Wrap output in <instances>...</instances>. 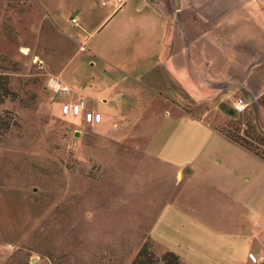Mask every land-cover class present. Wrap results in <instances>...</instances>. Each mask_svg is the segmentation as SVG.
Masks as SVG:
<instances>
[{
  "label": "rangeland",
  "instance_id": "obj_1",
  "mask_svg": "<svg viewBox=\"0 0 264 264\" xmlns=\"http://www.w3.org/2000/svg\"><path fill=\"white\" fill-rule=\"evenodd\" d=\"M99 1L86 10L111 8ZM75 2L0 0V65L18 98L0 104L16 121L0 142V264H130L144 240L187 264H261L264 161L217 131L264 155L247 135H264V107L227 114L213 100L189 104L194 118L162 115L153 72L146 91L89 49L115 45L104 35L116 17L91 35L89 18L77 33ZM43 12L37 36H16V24ZM51 76L82 92L101 121L62 114L71 97H54Z\"/></svg>",
  "mask_w": 264,
  "mask_h": 264
},
{
  "label": "crops",
  "instance_id": "obj_2",
  "mask_svg": "<svg viewBox=\"0 0 264 264\" xmlns=\"http://www.w3.org/2000/svg\"><path fill=\"white\" fill-rule=\"evenodd\" d=\"M92 2H75L77 33L86 30L89 18L98 19L91 35L116 17L104 35L116 40L115 45L102 50L93 44L89 49L112 69L143 79L146 91L151 84L146 77L153 72L161 89L162 115L192 117L189 104L216 100L217 105H231L236 97L257 101L264 93V0H124L119 8L111 3L98 15L86 10ZM45 16L43 12L16 24V36H37Z\"/></svg>",
  "mask_w": 264,
  "mask_h": 264
},
{
  "label": "trees",
  "instance_id": "obj_3",
  "mask_svg": "<svg viewBox=\"0 0 264 264\" xmlns=\"http://www.w3.org/2000/svg\"><path fill=\"white\" fill-rule=\"evenodd\" d=\"M1 61H5L4 58L1 57ZM5 67L0 65V104H2L6 99L10 100H16L17 95L14 92V90L10 87L9 81H8V75L4 73ZM21 102V100H20ZM257 102L264 107V93L257 99ZM20 103L22 106H27L26 103ZM250 109V107H249ZM251 115V112H250ZM16 125V121L14 119V114L12 111L3 109L0 111V142L3 140L4 135L9 131L11 126ZM252 132L255 131V127L253 124L248 123V127ZM226 137L231 139L232 141L238 143L240 146L245 148L246 150L250 151L254 155L258 156L262 160H264V155L260 151H258L256 148H254L250 143L247 142L244 138L234 135L233 133H229L228 131L222 132ZM258 135L262 136L264 138V135L257 132ZM247 135H251L252 139H255L260 145L264 146V139L258 137L256 134H251L247 132ZM187 264L185 262H181L178 258V256L169 251L165 250L161 252L160 254H156L151 242L149 241H143L135 256L131 260L130 264ZM14 264H27L26 262H23L21 260H18L14 262ZM264 264V261L261 263Z\"/></svg>",
  "mask_w": 264,
  "mask_h": 264
},
{
  "label": "built area",
  "instance_id": "obj_4",
  "mask_svg": "<svg viewBox=\"0 0 264 264\" xmlns=\"http://www.w3.org/2000/svg\"><path fill=\"white\" fill-rule=\"evenodd\" d=\"M114 8H119L124 0H110ZM101 4H105V0L101 1ZM75 21V19H71ZM47 89L51 91L55 98L61 94H70L71 98L67 99L60 105V112L71 116L81 115L84 122L96 124L101 121V114L94 110L87 108L86 96L82 92H75L65 84L59 77L51 76L46 83ZM253 100L246 99L244 97H236L231 103V108L235 114L242 115L251 106ZM251 259H255L250 255Z\"/></svg>",
  "mask_w": 264,
  "mask_h": 264
},
{
  "label": "water",
  "instance_id": "obj_5",
  "mask_svg": "<svg viewBox=\"0 0 264 264\" xmlns=\"http://www.w3.org/2000/svg\"><path fill=\"white\" fill-rule=\"evenodd\" d=\"M253 106V105H252ZM218 107L223 110L227 114H232L234 113L231 106H227L224 102H220Z\"/></svg>",
  "mask_w": 264,
  "mask_h": 264
},
{
  "label": "bare ground",
  "instance_id": "obj_6",
  "mask_svg": "<svg viewBox=\"0 0 264 264\" xmlns=\"http://www.w3.org/2000/svg\"><path fill=\"white\" fill-rule=\"evenodd\" d=\"M252 256V255H251Z\"/></svg>",
  "mask_w": 264,
  "mask_h": 264
}]
</instances>
